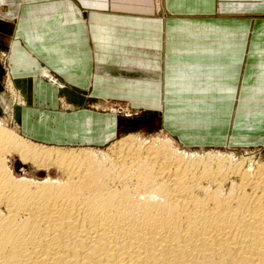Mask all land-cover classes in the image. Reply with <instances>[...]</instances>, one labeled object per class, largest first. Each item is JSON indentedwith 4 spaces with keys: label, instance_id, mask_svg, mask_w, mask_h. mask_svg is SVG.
<instances>
[{
    "label": "crops",
    "instance_id": "1",
    "mask_svg": "<svg viewBox=\"0 0 264 264\" xmlns=\"http://www.w3.org/2000/svg\"><path fill=\"white\" fill-rule=\"evenodd\" d=\"M5 90L0 117L37 144L157 130L190 147L261 144L264 0H0ZM116 102L139 115L104 111Z\"/></svg>",
    "mask_w": 264,
    "mask_h": 264
},
{
    "label": "bare ground",
    "instance_id": "2",
    "mask_svg": "<svg viewBox=\"0 0 264 264\" xmlns=\"http://www.w3.org/2000/svg\"><path fill=\"white\" fill-rule=\"evenodd\" d=\"M2 123L0 264H264V161L133 135L42 150ZM13 153L60 174L16 176Z\"/></svg>",
    "mask_w": 264,
    "mask_h": 264
},
{
    "label": "rangeland",
    "instance_id": "3",
    "mask_svg": "<svg viewBox=\"0 0 264 264\" xmlns=\"http://www.w3.org/2000/svg\"><path fill=\"white\" fill-rule=\"evenodd\" d=\"M2 58L3 61L6 64V82H5V89L7 90L8 88V93L10 98H14L15 102H18L20 100V94H19V90L18 88L15 87L14 85V80H13V76L11 74V64H10V60H9V54L8 52H3L2 53ZM42 76H44L48 81L50 82H54L55 80L57 81L56 83L60 84V81L54 76L49 74L47 71H43ZM49 76V77H48ZM53 77V79L51 80V78ZM54 80V81H53ZM62 85V84H61ZM3 91L0 93V100L6 104V108H10V104L6 103V94L7 92ZM17 96V97H16ZM16 97V98H15ZM17 100V101H16ZM108 108L105 109L104 111L110 112L112 113L114 116H126V117H135L137 115H139V112L136 111L135 108H133L131 105H129L126 102H116V103H112V104H108ZM4 108V107H3ZM95 109V108H94ZM10 111L5 112L4 117H0V122H3L2 124L11 129L12 131H14L18 137L16 136L15 138L19 139L20 142L23 141V143L25 144H30L34 147L37 148V146L39 147L38 149H42V150H46L45 148L48 149V147H57L59 150V148L61 149L60 151H70V150H94L97 152H102L103 154L107 153L108 155H112L114 152H116L117 146L119 145V141L122 140L123 138L127 137V136H134L137 137L139 140H146L149 142H157L158 143V139L159 142L162 140H167V138H171L174 140V147L176 146V148H180L181 151H186L188 153H198L200 156H207L209 153H221L223 155H236L235 158L236 159H243L242 157H244V159H247V163L248 164L250 162V160L253 161V163H258V162H263L264 161V142L258 145H251L250 147H243V146H234L232 148H229L228 145L227 146H209V147H201V146H186L183 143H181V141L179 140V138L173 136L170 134L169 135V131L166 130H157V131H145V132H130V133H126L123 134L119 137H115V135L113 134L112 139H110L106 144L102 145V146H87V145H75V146H62V145H49V144H41L38 143L37 146L35 144L34 141H32L31 139H28L26 137H24L23 135L20 134V132L12 125L10 119L8 118V113ZM113 116V117H114ZM20 136V137H19ZM165 138V139H164ZM25 139V140H24ZM157 139V140H156ZM161 139V140H160ZM170 140V139H169ZM168 141V140H167ZM27 142V143H26ZM30 142V143H28ZM32 143V144H31ZM34 143V145H33ZM118 143V144H117ZM177 143V144H176ZM46 145V146H45ZM40 146H44L40 147ZM246 148V149H244ZM50 149V148H49ZM114 149V150H113ZM105 153H104V152ZM111 153V154H110ZM251 156V157H250ZM247 157V158H246ZM250 157V159H249ZM21 157L19 156V154L13 153L10 156V165L15 173L16 176H29V177H33V178H37L40 179L41 176L44 175V173H42L41 170H44L46 172V174H51L54 175L55 177L58 176L60 174V172L55 168V167H49L48 168H40L37 167L40 165V163H36L35 165H33L34 163H32L31 161H27V162H23L21 159ZM27 165L26 168L23 167V164ZM29 164V165H28ZM32 169H31V168ZM29 168V170H28ZM37 168H40L39 170H37ZM21 170H25V173H23ZM58 172V173H57ZM22 173V174H21ZM30 173V174H29ZM32 173V174H31ZM34 174V175H33ZM57 174V175H56ZM39 177V178H38Z\"/></svg>",
    "mask_w": 264,
    "mask_h": 264
},
{
    "label": "built area",
    "instance_id": "4",
    "mask_svg": "<svg viewBox=\"0 0 264 264\" xmlns=\"http://www.w3.org/2000/svg\"><path fill=\"white\" fill-rule=\"evenodd\" d=\"M52 80V79H51Z\"/></svg>",
    "mask_w": 264,
    "mask_h": 264
}]
</instances>
